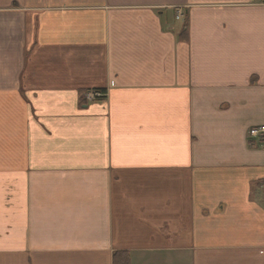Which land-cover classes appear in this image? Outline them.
I'll return each instance as SVG.
<instances>
[{"label":"crops","instance_id":"0c3cea01","mask_svg":"<svg viewBox=\"0 0 264 264\" xmlns=\"http://www.w3.org/2000/svg\"><path fill=\"white\" fill-rule=\"evenodd\" d=\"M261 125L264 0H0V264H264Z\"/></svg>","mask_w":264,"mask_h":264},{"label":"trees","instance_id":"16d2710c","mask_svg":"<svg viewBox=\"0 0 264 264\" xmlns=\"http://www.w3.org/2000/svg\"><path fill=\"white\" fill-rule=\"evenodd\" d=\"M187 38H188V32L186 30L184 33L183 39H187ZM250 142L254 143L255 141L251 140ZM114 264H131L130 257L128 255V253L120 252V253L116 254Z\"/></svg>","mask_w":264,"mask_h":264},{"label":"built area","instance_id":"2783aa9c","mask_svg":"<svg viewBox=\"0 0 264 264\" xmlns=\"http://www.w3.org/2000/svg\"><path fill=\"white\" fill-rule=\"evenodd\" d=\"M102 94L95 92V93H89L88 97L96 98L100 97ZM252 136H264V127L255 128L251 131Z\"/></svg>","mask_w":264,"mask_h":264},{"label":"rangeland","instance_id":"374dc122","mask_svg":"<svg viewBox=\"0 0 264 264\" xmlns=\"http://www.w3.org/2000/svg\"><path fill=\"white\" fill-rule=\"evenodd\" d=\"M90 98H92V97H90Z\"/></svg>","mask_w":264,"mask_h":264}]
</instances>
